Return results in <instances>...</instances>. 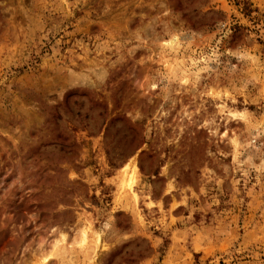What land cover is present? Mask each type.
Here are the masks:
<instances>
[{
    "label": "rangeland",
    "instance_id": "rangeland-1",
    "mask_svg": "<svg viewBox=\"0 0 264 264\" xmlns=\"http://www.w3.org/2000/svg\"><path fill=\"white\" fill-rule=\"evenodd\" d=\"M0 264H264V0H0Z\"/></svg>",
    "mask_w": 264,
    "mask_h": 264
}]
</instances>
